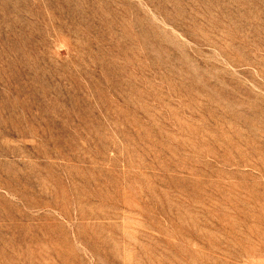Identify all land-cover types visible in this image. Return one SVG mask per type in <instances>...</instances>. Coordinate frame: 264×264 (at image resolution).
Masks as SVG:
<instances>
[{
    "label": "rangeland",
    "instance_id": "rangeland-1",
    "mask_svg": "<svg viewBox=\"0 0 264 264\" xmlns=\"http://www.w3.org/2000/svg\"><path fill=\"white\" fill-rule=\"evenodd\" d=\"M0 264H264V0H0Z\"/></svg>",
    "mask_w": 264,
    "mask_h": 264
}]
</instances>
